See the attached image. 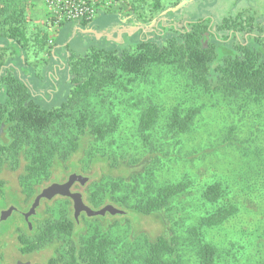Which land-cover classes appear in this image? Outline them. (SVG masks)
I'll use <instances>...</instances> for the list:
<instances>
[{
    "label": "trees",
    "instance_id": "obj_1",
    "mask_svg": "<svg viewBox=\"0 0 264 264\" xmlns=\"http://www.w3.org/2000/svg\"><path fill=\"white\" fill-rule=\"evenodd\" d=\"M4 1L0 0V42L4 44L0 48H10L14 55L7 60L0 56V95L4 96L0 110L9 111L1 109V103L11 96V85L5 79L7 71L11 70L18 82L26 85L18 74V67L26 72L27 67H32H24L28 62L29 38L22 25L23 19L16 15L3 29L8 25V18H12L11 13H15L9 10L10 1L14 4L16 0ZM154 6L153 15L109 13L105 15L106 22L94 18L60 23L55 36L56 47L70 27L77 32L81 30L93 43L84 54L68 53L63 65H59L57 77L60 78L64 66L70 92L57 106V129H60L57 131V149L45 162L50 165L57 157L58 171L65 175L68 172L86 176L88 179L84 184L76 182L83 187L80 192L85 203L95 209L113 204L124 210L110 215L129 218L134 238L142 230L139 217L169 212L174 200L181 195L194 201L183 221L167 216L177 229L188 234L186 240H179L175 226H167L157 236L144 238L146 242L141 246L132 244V258L126 259V254H122L118 259L117 252H112L115 241L108 236L95 234L85 240L76 236L82 220L80 217L76 220L73 213L59 223L67 235L75 237L70 263L57 252L47 264H56V256L57 264H184L186 250L190 247H193L192 256L189 254L194 258L192 264H264L256 250L258 244L250 242L255 240L256 230L245 229L249 228L245 222L247 213L251 215L256 210H264V14L246 15L236 11L230 19L234 25L221 28V23H215L211 16L197 17L193 12L189 16L180 12L178 6H170L166 11L161 0ZM110 19L115 21L110 24ZM122 27L132 30L126 31ZM50 55L54 60L55 49ZM151 63L166 65L173 69L174 75L180 76L182 85L177 93L181 98L176 99L163 117L159 114L160 106L149 105L139 117L135 142L130 143V139L123 142L116 138L119 117L114 115L104 119L97 115L100 110L93 96L116 83L123 71L139 73ZM40 76L34 69L32 74L27 72L26 78L34 85L39 83L36 80ZM211 92L219 95V104L212 106L219 107L220 111L206 103L202 107L196 104L195 96ZM27 93L38 110L48 112L56 106L53 96L41 94L36 102L31 88ZM208 110H212L210 118L205 117L210 129L213 126L217 129L213 134L204 132L202 141H215L218 145L211 153L198 155L207 145H191L189 140H194L195 136L189 134L193 133L199 113ZM13 126L7 124L10 142ZM110 138V148H98L87 152L86 158L81 157L85 143L93 140L101 144ZM5 143H0V154ZM212 154L227 158V162L215 165ZM183 159L193 160L184 164ZM169 160L183 165L184 171L181 166L179 169L174 166L176 177L162 183L159 180L161 170ZM24 166L22 174L25 176L32 175L34 169L37 172L41 169L33 163ZM46 167L49 169L48 165ZM74 167L78 169L75 172L71 170ZM197 167L200 172L196 171ZM81 215L93 220L108 213L88 216L83 212ZM227 224H230L227 226L230 233L225 243L229 244L225 245L229 246L231 241L248 242L243 249L232 244L229 251H225L232 257L239 254L237 260L231 257L224 260V250L210 238V231L223 229ZM263 236L264 232L260 234Z\"/></svg>",
    "mask_w": 264,
    "mask_h": 264
},
{
    "label": "rangeland",
    "instance_id": "obj_2",
    "mask_svg": "<svg viewBox=\"0 0 264 264\" xmlns=\"http://www.w3.org/2000/svg\"><path fill=\"white\" fill-rule=\"evenodd\" d=\"M156 1L157 0H115L113 5L100 8L96 18L99 19V22H106L107 19L105 15L108 16L109 13H117L125 16H130L132 12L153 15L155 13L154 4ZM10 2L12 5L9 6V10L15 13H11L13 14L12 18H8V25L3 26V29H6L10 23H12L16 15H19V17L23 19L22 25L25 26L29 38L26 48L28 52V62H26L24 67L31 66L42 78L40 83H38L39 86H37L32 93L35 92L39 95L42 93V96L46 97L53 96L55 98L53 104L56 105L48 112L38 110L37 104L33 100L28 99L29 95L27 90L30 87L27 84H20L14 77V73L11 70L7 71L5 79H7V82L11 85V96L3 109H7L11 112H19L22 113V115L19 114L20 116L17 118V122L13 124L14 126L11 129L13 133L12 142H10V138H8L7 143L3 145V156L0 157L6 161L7 164L4 163L3 166H0V178L2 180L6 179L8 183L12 184L14 190L31 193L33 190L35 191L37 187L40 186V189H42L43 186L46 187L50 185L56 179L57 182H64L68 179L70 173L67 172L65 175L64 172L58 171L60 168H57L59 165L57 164V157L50 165L45 162V160L48 159V155L57 149V131L60 130L57 129L59 128V126L57 127V106L62 103L70 92V82L66 68L64 66L61 68L59 73L60 78L57 77V72L60 69L59 67L63 65V60H66L68 53L75 52L79 55L84 54L89 45L93 42H91V39H87V35L82 33L81 30L77 32L70 27L56 47L55 39L57 37L55 38V36L58 34L59 27H51L48 25L46 21L48 17V7L45 0H16L14 4L12 1ZM161 2L166 11L170 6H178L177 8L180 12L189 16L192 12L197 14V17L211 16L215 23H221V25H219L221 28H230L229 26L232 27L234 25L230 22V19L234 17L236 11L237 13H244L246 15L264 14V0H161ZM114 21V19H110L109 23L112 24ZM122 28L126 31L132 30L130 27ZM262 37L264 38V34ZM217 45H220V43ZM54 49L56 51V56L53 60L50 52ZM13 55L14 52L12 49L5 47L0 48V56L3 57L1 59L7 60L6 58ZM15 65L18 66V64ZM32 68L27 67L28 70H26L28 74L33 73ZM171 69L166 65L151 63V65L148 64L144 70L139 73L123 71L120 73L116 83L114 82L115 84L113 83L107 86L105 90H102V88V91L100 90L102 94L98 93L96 95L97 92L95 93L93 96L95 97L94 101L98 103V108L100 110L97 111V115L104 119L114 115L119 117L120 123L119 126L116 127V138L118 140L122 139L123 142H128L130 139V143L135 142L138 135L137 125L139 117L149 105L156 103L160 106L159 114L163 117L166 115L167 110L175 104L176 99L181 98L177 93L179 86L182 85L181 78L180 76L174 75ZM27 72L23 70L21 66L18 67V74L22 80H28L26 78ZM52 74H55V77L52 76ZM42 84H44V87ZM3 97L4 96L0 95V102L3 101ZM182 97H184V95ZM218 98L219 95L216 93L213 94L212 92L210 94L204 93L200 96H195L196 104L200 107L204 106L203 104L205 103L210 106H212V104L218 105ZM20 100H23L24 103H21ZM212 107L213 110L220 111L219 107ZM262 110L264 112V108ZM35 111L42 112L43 114L40 116L39 114L33 115L32 113ZM216 111H214L215 114ZM28 112L36 118L34 119V125L32 123H26V120L30 121L33 119H30L31 114H27ZM211 115L212 110L206 112L201 111L196 123L193 125V133L189 134L190 136H195L194 140H189L191 145L194 144L199 147L207 145L198 155L211 153L213 148L218 145L215 141H208L207 143H204V140L202 141L204 132L213 134L217 129V127L214 126L210 129L205 118L206 116L210 118ZM207 129L210 132H207ZM110 144H112V138L102 141L101 144L91 140L84 144L81 157L83 158L85 156L86 158L87 152L96 151L98 148H110ZM114 144H116V142ZM187 145L190 144L187 143ZM173 160H169L166 163V165L170 164L173 166L165 165L162 168L161 177H159L160 182L167 183L176 177V172L173 170L174 166L178 169L181 166L184 171L183 165H179V163H175V160ZM192 160L193 159H183L182 162L186 164V162ZM211 160L215 165H224L227 162V158H219L217 154H212ZM27 163H33L34 166L41 167L40 171L37 172V169H34L35 171L32 175H23L24 165ZM47 165L49 169H47ZM71 170L75 172L78 169L74 167L71 168ZM196 171L200 172V167H197ZM92 188L93 190L95 189V187ZM82 189L83 187L79 183H75L72 187L73 191H81ZM176 200L177 201L174 200L173 202V209L169 212L163 211L160 212L159 215L143 217L142 219L139 217V226L142 230L135 238L132 235L131 220L121 216H111L110 213L103 218H96L93 220H89L85 215H81L80 219L82 222L77 228L76 236L85 240L95 234L106 235L111 240L115 241L114 250H112V252H117L116 255L119 257L118 259H121L120 256H122V254H126V259L132 258L130 255L133 250V245L139 247L146 242L144 238L149 239L157 236L164 231L167 226L174 227L175 225L167 216L170 215L171 218H177L183 221V218L185 219L186 217L185 212H188L189 206L195 204L194 201L188 200L186 197L183 198L182 195ZM7 203L8 202L0 201V209L5 207ZM44 205L48 211L47 215L50 216L46 217L45 229L38 230L37 236H34L36 239H42L43 243L48 248L41 260L46 263L52 253L50 249H54L57 245V252L70 263L69 259L72 257L71 251L73 249L71 245L73 244L74 236L71 237L67 235L65 231L62 230V224L59 225V223L66 221L64 219L67 218L68 214L73 215V202L70 198L63 199L57 196V198ZM192 208L189 209V212H191ZM187 216H189V214H187ZM16 218V215H14L4 221L3 226L0 227V234H2L4 230H7V228H10V224L13 223ZM245 222L249 226V228L244 227L247 231L251 228L256 230L254 234L255 237L253 236L255 240L250 242L252 244H258L256 250L258 256L262 260L264 259V236L260 237V234L264 232V210H256L251 215L247 213ZM228 225L230 226V224H227L223 229L216 228L210 231V238L213 243L224 250V260L230 257L231 259L237 260L239 254L232 257L229 252L225 251H229L228 247L232 246V244H235L237 248L242 247L241 249H243V246L248 242L241 244L236 240L237 242L231 241L232 243L230 242L231 244L229 246L225 245L229 244L225 243L230 233V229L227 228ZM174 229H176L178 233L179 240L185 241L188 234L182 229H177L176 226ZM147 231L150 233L147 234ZM247 239L249 240L250 238ZM14 248V242L11 241V244L7 247L6 256L2 259V264H11L15 260L17 251ZM191 250H193V247L186 250L184 264H189L193 261L194 258L191 257ZM232 254L234 255V252H232ZM250 258L255 259V257ZM81 263L84 262L81 261Z\"/></svg>",
    "mask_w": 264,
    "mask_h": 264
},
{
    "label": "flooded vegetation",
    "instance_id": "obj_3",
    "mask_svg": "<svg viewBox=\"0 0 264 264\" xmlns=\"http://www.w3.org/2000/svg\"><path fill=\"white\" fill-rule=\"evenodd\" d=\"M41 80L42 79L39 78L36 80V82L40 83ZM25 83L32 89V91H34L35 88L39 86L38 84H30L28 80H25ZM43 85L44 84H42V86ZM32 97L36 101L37 97H39V94L33 92ZM9 98L10 97L6 99L8 100ZM7 100L1 103V109L4 107ZM29 113L30 112H28L27 114ZM19 114L22 115V113L19 112L0 110V143L4 141L7 142L9 138L7 137V134L10 133L8 131L9 129L7 128V124L9 123L13 125L15 122H17V118L20 116ZM32 114H39L40 116L43 113L35 111ZM32 114L30 116V119H33H31L30 121L26 120V123H32L34 125V119L36 118ZM0 156H3V154H0ZM4 163L7 164V162L1 159L0 157V166H3ZM54 182H57V179L54 180L52 183ZM44 188L45 186L40 189L39 186L35 191L33 190L31 193L20 190H14L12 184L8 183L6 179L2 180L0 178V201L8 202L5 207L0 209V227H2L4 221L8 220L10 217L14 215H16L17 217L16 220L10 224V228H7V230H4V232L0 234V264H2V259L6 256L7 247L11 244V241L14 242V249L17 251L16 258L11 264H47V262H49L50 258L53 257L54 254L57 255L56 245L54 249H50L52 253L49 256L48 261L44 263L41 258L44 257L48 248L45 246L42 239L39 240L34 237L37 236L38 230L45 229L47 220L46 217L50 216L47 215L48 211L44 204L57 198V195L50 199L45 197L41 198L38 206L35 208V211L30 215H27L36 197ZM9 209L11 211L7 213ZM3 213L5 214V218L1 219Z\"/></svg>",
    "mask_w": 264,
    "mask_h": 264
},
{
    "label": "water",
    "instance_id": "obj_4",
    "mask_svg": "<svg viewBox=\"0 0 264 264\" xmlns=\"http://www.w3.org/2000/svg\"><path fill=\"white\" fill-rule=\"evenodd\" d=\"M0 46H4V44H0ZM87 177L81 174L72 173L68 176V179L64 182H54L50 185L46 186L36 197L34 203L30 211L27 215H30L35 211V208L38 206L40 199L45 198H52L55 195L65 196L71 198L73 202V210H74V217L76 220L79 219L81 213L85 212L88 216H97V215H105L106 213L116 214V213H123L124 210L118 208L113 204H106L99 209L92 208L91 206L87 205L83 199L82 193L80 191H73V185L78 181L81 184H84L87 181ZM11 210L7 213H9ZM5 218V214L3 213L1 219Z\"/></svg>",
    "mask_w": 264,
    "mask_h": 264
},
{
    "label": "built area",
    "instance_id": "obj_5",
    "mask_svg": "<svg viewBox=\"0 0 264 264\" xmlns=\"http://www.w3.org/2000/svg\"><path fill=\"white\" fill-rule=\"evenodd\" d=\"M48 7L46 21L57 27L64 20L94 19L100 8L109 7L115 0H45Z\"/></svg>",
    "mask_w": 264,
    "mask_h": 264
}]
</instances>
